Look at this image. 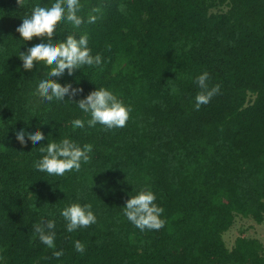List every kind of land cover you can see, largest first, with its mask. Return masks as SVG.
<instances>
[{
  "label": "trees",
  "instance_id": "obj_1",
  "mask_svg": "<svg viewBox=\"0 0 264 264\" xmlns=\"http://www.w3.org/2000/svg\"><path fill=\"white\" fill-rule=\"evenodd\" d=\"M55 2L0 0V264H264L257 240L227 249L222 239L236 214L264 216V0H79L84 23L64 18L51 39L86 34L101 64L51 78L83 91L44 102L33 93L50 66L26 72L20 53L48 41H23L16 28ZM204 72L220 89L196 110ZM101 87L130 108L124 127H88L75 102ZM21 129L46 139L22 147ZM65 138L92 146L88 163L63 176L38 171L40 148ZM142 191L164 209L160 230L123 214ZM74 203L91 204L96 223L68 232L60 213ZM42 221L55 222L54 248L34 231Z\"/></svg>",
  "mask_w": 264,
  "mask_h": 264
},
{
  "label": "clouds",
  "instance_id": "obj_2",
  "mask_svg": "<svg viewBox=\"0 0 264 264\" xmlns=\"http://www.w3.org/2000/svg\"><path fill=\"white\" fill-rule=\"evenodd\" d=\"M23 0H16L18 7L22 5ZM79 0H56L51 7H35L30 18H25L16 32L19 33L21 40L31 41L33 38L47 39V43H39L26 52L20 53V61L24 71H31L36 63L43 62L50 66L47 73V79L41 80L33 95L39 96L44 102H51L54 99L62 101L65 96L71 100L83 90L72 88L71 84L61 85L51 78H60L67 74L72 76L75 70L87 66H99L102 57L97 54L92 56L91 49L88 48L87 35H81L76 39L68 35L63 42L53 43L52 37L56 32V25L64 18L74 26L79 27L84 23L83 19L76 13L80 10ZM93 12H98V8H93ZM95 16L88 17V23H94ZM110 47V46H109ZM209 74L204 72L196 78V83L201 91L195 97V109L199 110L201 105H207L211 98L219 93L220 85H215L211 89L206 83ZM79 109L90 115L87 120L88 127H94L97 124L103 125L106 129L122 128L126 125L129 118L130 108L123 106L122 102L109 90L99 88L90 92L86 97L75 102ZM85 122L76 119L72 121L73 128H83ZM17 142L23 147L27 141L33 144L46 139L45 135L37 130L26 133L24 129L15 133ZM40 151L46 153L43 158L37 161L34 167L40 172H46L49 175L63 176L66 172L72 170L79 171L81 162L88 163L92 151V146L85 144L83 148L78 146L70 139H63L59 143L50 142L46 147H41ZM156 196L150 191H142L125 202L124 216L136 228L141 231L160 230L165 225V220L160 219L164 212L162 207H158L154 201ZM91 204H72L64 208L60 215L64 218L66 229L73 232L78 228H87L96 223V217L91 209ZM55 222L47 221L37 224L34 231L39 236V240L48 248H54L55 240ZM74 248L77 252L83 253L85 246L80 241L74 242ZM63 251L53 253L55 258H60Z\"/></svg>",
  "mask_w": 264,
  "mask_h": 264
},
{
  "label": "rangeland",
  "instance_id": "obj_3",
  "mask_svg": "<svg viewBox=\"0 0 264 264\" xmlns=\"http://www.w3.org/2000/svg\"><path fill=\"white\" fill-rule=\"evenodd\" d=\"M224 10V5H219L212 9L214 12ZM238 237L257 240L261 245L262 253L264 254V216L260 223H256L250 217L236 214L233 218L232 225L222 234L225 247L231 249L235 239Z\"/></svg>",
  "mask_w": 264,
  "mask_h": 264
}]
</instances>
